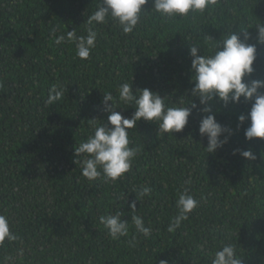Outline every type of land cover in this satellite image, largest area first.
I'll return each mask as SVG.
<instances>
[{"label":"trees","instance_id":"16d2710c","mask_svg":"<svg viewBox=\"0 0 264 264\" xmlns=\"http://www.w3.org/2000/svg\"><path fill=\"white\" fill-rule=\"evenodd\" d=\"M100 6L102 0H0V214L20 237L0 246V264H212L224 244L235 246L242 264H264V139H245L250 121L208 154L207 138L199 134L203 113L194 110L185 129L172 134L158 135L156 122L141 119L129 130L138 155L115 182L86 179L74 152L94 132L90 119L107 122L105 93L118 99L125 82H133L134 91L167 95L172 105L187 101L181 96L193 87L189 40L219 39L228 31L243 38L242 28L264 23V0H218L210 12L173 20L152 13L148 0L141 23L128 34L110 18L89 25ZM89 27L97 42L86 60L76 56L75 43H55L72 30L86 36ZM248 31L257 59L245 79H264V44L255 26ZM53 85L63 96L46 106ZM210 103L219 109L217 120L234 130L251 108ZM116 110L131 117L135 108L120 102ZM233 149H251L257 159ZM145 185L151 195L139 200L132 189ZM184 187L199 205L169 232ZM133 201L151 228L147 237L132 225ZM117 211L130 228L114 240L99 217Z\"/></svg>","mask_w":264,"mask_h":264},{"label":"clouds","instance_id":"9594fccd","mask_svg":"<svg viewBox=\"0 0 264 264\" xmlns=\"http://www.w3.org/2000/svg\"><path fill=\"white\" fill-rule=\"evenodd\" d=\"M147 3L148 0H102V6L88 17L87 23L103 24L110 18L118 22L125 34L132 33L141 23L144 12L148 11L143 7ZM217 3L218 0H152L151 12L173 20L177 17H187L191 13L210 12ZM253 26L257 29V42L264 44V23L242 28L243 38L233 31H228L223 32L219 39L205 35L203 42L189 40L193 87L190 89V95L186 93L181 96H186L188 100L179 99L178 106L169 104L167 95L162 96L150 88L134 91L133 82L120 85L118 99L111 92L105 93L102 103L105 106L104 110L109 113L107 122L97 124L95 118L90 119L94 128L93 134L76 144L74 149L75 163L81 167L82 175L89 181L102 178L105 182H115L130 172L139 149L130 146L129 130L136 128L137 122L141 119L156 122L159 126L158 135L172 134L185 129L194 110L203 113L199 120V134L207 138V145L203 146L208 154L215 153L217 149L227 144L231 135L248 121L250 124L244 129L245 139L248 141L254 138L264 139V79H245L254 73V63L257 59V44L249 42L252 35L248 29ZM66 39L75 43L76 56L86 60L96 47L97 32L91 27L86 36H77L75 30L68 31L66 37L58 36L55 43L61 44ZM62 96L63 92L59 87L53 85L45 105L54 104ZM120 102L135 108L131 117H126L116 110L120 108ZM210 102H223L224 107L229 104L250 103L251 108L238 116L237 129L234 130L217 120L219 109L214 111ZM237 153L248 160L257 159L251 149H233V155ZM185 183L190 185L191 181ZM132 192L141 200V197L150 196L152 189L145 185L139 190L133 188ZM198 205L199 201L191 194L190 188L184 187L176 201L177 215L169 224L167 231H176ZM136 213V202L133 201L132 225L138 233L145 237L149 236L151 228L146 227L143 217ZM99 221L114 240L129 234V221L123 219L119 211L115 214L101 215ZM18 239L20 237L10 228L8 217L0 214V246H3L5 241L11 243ZM20 256H23V249H20ZM160 264H168V261L161 260ZM212 264L242 262L237 256L235 246L224 244L215 251Z\"/></svg>","mask_w":264,"mask_h":264}]
</instances>
